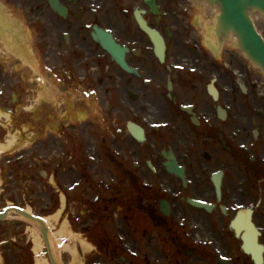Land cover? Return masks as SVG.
<instances>
[{
    "label": "flooded vegetation",
    "instance_id": "1",
    "mask_svg": "<svg viewBox=\"0 0 264 264\" xmlns=\"http://www.w3.org/2000/svg\"><path fill=\"white\" fill-rule=\"evenodd\" d=\"M6 1L18 3L35 49L46 51L51 95L61 101L56 112L85 115L51 129L54 155L69 164L61 175L68 205L94 206V216L115 208L118 236L147 241L148 252L133 254L131 264H255L245 243L264 245V98L245 60L229 48L219 53L212 23L198 26L203 7L195 0H56L59 9L51 0ZM142 23L163 36L164 61ZM99 31L127 49L130 71L95 39ZM97 111L104 134L92 138ZM173 161L187 184L169 171Z\"/></svg>",
    "mask_w": 264,
    "mask_h": 264
},
{
    "label": "rangeland",
    "instance_id": "2",
    "mask_svg": "<svg viewBox=\"0 0 264 264\" xmlns=\"http://www.w3.org/2000/svg\"><path fill=\"white\" fill-rule=\"evenodd\" d=\"M14 10L19 18L17 9ZM197 17L203 24L206 23V20L201 19V14ZM257 25L264 34V24ZM2 47H5V53L0 52V92L6 87L14 91L16 84L21 83L17 97L0 94V146L9 145L16 138L10 150L0 153V209L19 206L30 208L35 214L44 217L60 214L53 233L65 247L61 249L60 255L63 264H128L121 260L122 255L115 243V237L118 236L116 229L112 232L111 219L116 214L114 208L107 216L96 215L95 218L92 213H85L89 209L81 202H74L72 206L67 202L69 191L66 184L69 181L61 178V175H65L69 164L60 162L54 155L51 129L57 125L53 129L57 132L59 124L67 123L81 114L71 115L54 109L55 101L49 87L50 66L48 61H43V54L37 56L41 65L26 58L24 52L20 51L22 47L18 46L17 38L0 31V49ZM88 99L89 106L97 105L96 99ZM99 108H102L101 102ZM90 116L95 131L90 129L89 132L95 138L97 132L104 131L101 129L104 125L99 120L98 111ZM105 132L112 135V126L106 124ZM86 139L89 144L92 143L89 137ZM44 148L47 150L44 151ZM41 162H50L52 167L45 168ZM54 171H59L55 180ZM43 172L48 173L46 178ZM79 194L76 191L73 195ZM185 207L188 209V206ZM65 224L72 235L63 233ZM2 228L11 233L0 235V264H36V233L32 225L23 220H12L0 222V230ZM82 241L90 247L85 248ZM146 242V239L133 243L125 239L120 241L127 252L135 254L141 251L140 255L149 250ZM40 255L49 261L45 245Z\"/></svg>",
    "mask_w": 264,
    "mask_h": 264
},
{
    "label": "water",
    "instance_id": "3",
    "mask_svg": "<svg viewBox=\"0 0 264 264\" xmlns=\"http://www.w3.org/2000/svg\"><path fill=\"white\" fill-rule=\"evenodd\" d=\"M210 3H217L221 8V15L219 16V29L225 34V36L229 34H235L238 37V45L239 47L247 54L250 60L260 66L264 71V40L257 32L251 18L250 12H260L264 14V0H206ZM0 1V12L5 17L4 19L7 21L6 23H13V27H15L14 31L19 33V24H18V16L11 5V3L7 4ZM21 33V31H20ZM103 35L100 36L102 38ZM21 39V37H20ZM159 45V52L164 51V46L160 42L156 41ZM110 44V43H109ZM28 47L30 45H27ZM23 49V46H21ZM25 48V47H24ZM25 53V57L40 64L34 49H31ZM26 49V48H25ZM108 49L117 56V59L121 61L120 54H116L118 51L117 46L109 45ZM35 55V59H34ZM122 63V61H121ZM41 65V64H40ZM10 212H16L21 215L23 218L28 221L34 222L41 227L42 235L46 242V246L48 249L49 258L52 264H60L53 248L49 230L45 221L33 214H29L27 211H24L20 208L12 207L8 208L6 211L0 213V219L4 220L9 216ZM263 257V254H262ZM255 261L257 264L261 262L260 253L254 255Z\"/></svg>",
    "mask_w": 264,
    "mask_h": 264
},
{
    "label": "bare ground",
    "instance_id": "4",
    "mask_svg": "<svg viewBox=\"0 0 264 264\" xmlns=\"http://www.w3.org/2000/svg\"><path fill=\"white\" fill-rule=\"evenodd\" d=\"M2 48L3 49H0V52L5 50L4 47H2ZM13 140L10 141L9 145L0 146V153L11 149L13 144L16 143V138L13 139ZM27 211L30 212L29 214H31V213L35 214L30 208H28ZM16 215L17 214L12 213L10 215V217L12 216L11 218H14ZM17 216L18 217H22L19 214ZM59 219H60V214H56L54 216L45 217V221L47 222V225L49 227V228L48 227L47 228L49 230L51 242L53 244V248L55 249L58 257H60V255H61V249L65 248V247H63L61 242H59V240L56 239V236L53 233V227L56 224L59 223ZM30 224L32 225L33 231L36 233V239H35V242H36V253H37V262H36V264H49L48 259H45V258L41 257V255H40V253H41V251L43 250V247H44V241H43V238H42L43 235H42L41 227L39 225H37L36 223L31 222V221H30ZM63 233L64 234H68V235L69 234L72 235V232L68 228L67 224L64 225ZM82 244H83V246L85 248H89L90 247L89 244H87L85 241H82Z\"/></svg>",
    "mask_w": 264,
    "mask_h": 264
}]
</instances>
